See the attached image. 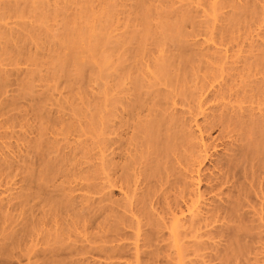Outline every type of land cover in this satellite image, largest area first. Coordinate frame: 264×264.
Segmentation results:
<instances>
[{
	"label": "rangeland",
	"instance_id": "374dc122",
	"mask_svg": "<svg viewBox=\"0 0 264 264\" xmlns=\"http://www.w3.org/2000/svg\"><path fill=\"white\" fill-rule=\"evenodd\" d=\"M205 1H208L206 6H205ZM205 1H203V0H92V1H90V0H84V1L83 0H0V44H1L0 45V76H2L1 78H4L3 75H5L6 79L5 78L4 79L9 82V83L6 82L7 83V85H6L7 89H5V90H6L7 94L5 97H7V100H6L7 103L10 102V105H11V101H12V104H13V105H11L12 107H9L10 111H8V113L11 112V114L10 113H9V115L7 114V118L11 119V120L10 119L8 120L10 122V123H8L9 137L14 136V137L9 138L11 141L8 140L9 141V147L12 146L11 148H9V155L11 154L10 156L13 159H11L10 156L8 159H9V163H11V164L16 161L15 162L16 166H15V164H12V165L9 164L11 167H14V169L12 171L14 172V174L16 173L15 175H17L20 172V169H22V171L20 172L22 174L19 173L20 175L18 174L15 177H12V176H14L13 172L10 173V171H9V173H7L8 175H6V176H9V174L11 175L10 177H8L9 179L4 174L6 171L8 172V170H6L4 172L2 171L4 176H2V174H1L2 172L0 173V175L2 176V177L0 176L1 177L0 178V180H1L0 181V186H1L0 187V193H2V195H4L5 191L13 188L12 184L13 185L15 184L14 189H17L19 187L20 182H18V181H20L19 179H22L23 177H25L27 175V170H25V169L32 160H33L32 161L33 163L35 161L38 162V163L36 162V166H37V164L42 166L44 164V162L46 164V160L50 157L51 154H52L51 158H49L47 161L59 159V158H61V157H59V155L61 156V155L66 154L64 156V157H66L65 158L66 160H64V161H67V163L64 162V164L66 166H68L67 164L70 163V160L68 161V159H70V157L72 156L71 153H73L75 155V157H74L75 160L72 159V157L74 156L73 155L71 157V163L69 165L72 166V169H74L72 173L74 175H76V177L74 176L75 177L73 179L74 183H72V185L75 184L76 180L77 181L80 180V183L76 181L77 185L79 184V186L76 188L78 193H77V191L73 193V195L75 197L78 196V198H76V200L81 201V199H82V201L84 203L85 198H88V199L90 198L88 202L90 203V200L92 199V200H94L95 205H97L98 204L97 200L99 202H101V199L104 198V196H106L105 199H107V200L103 201V199H102V201L104 203L101 202V204L106 203L105 205L109 206V208H106L104 205H102L106 208V211H105V208H102V206H100V207L98 206L99 208L97 210L96 209L95 210L100 211V208H102L105 213L106 212L108 213L109 211H107V209H110V208L112 210L115 209V207H114L115 205L114 206L111 205V204L115 203L117 205L116 209L114 211H112L111 214L113 216L115 215V217H116L117 214L119 215L120 213H122V215H124L128 219V221H129V222H127L128 229L126 230L125 226H123L124 228H122V226H121V230L123 229L127 234L130 233V234H128L129 238L131 237L130 235H132L131 239L134 240L133 236L135 234H137V222L140 220V219H138L139 217L142 216V218H143V215L145 216V214H146V216H145L146 218H143V219L146 220L147 218H149V220L147 219L149 221V222H146L147 224L150 223V219L152 220V218L150 217L151 215L149 216V214H152L153 217L154 216L157 218L159 217L160 219L162 217L163 220L165 218H167L168 215L170 214V212L167 211V212H169L166 215L167 217H165V215L164 216L161 215L160 214L161 212L159 213V210H160L159 208H161V207H158L157 204L159 203L160 197L167 196L168 199L165 200V198H164L165 201L163 200L164 202H162V203H164V205L167 207L170 206V203H171V207H172L173 203H174V205H176L175 202L177 203V201H179V199L177 201H175L177 199L176 196L179 198V195L180 196L183 195V194H179L178 191L175 192L173 190L175 188H176V190H178L177 187L168 190V192L166 193L165 196H163L164 193L161 192L162 190H158L162 194H160V192L157 191L159 193L160 197L158 195H155L153 201L155 200V198H157L158 202H157V199H156V201H154V202H157V204L154 202H150L151 204L152 203H154V204H152L153 205L152 209H150L151 211L149 212V210H147L148 208L145 209V207L144 208L141 207V205H143L144 203L140 204L141 202H138V200L135 198V197H137V198L141 197V194L143 193V189H141L142 183L139 184V182H142V181L139 180V182H136V183H135V181H132V184H134L135 187H137V186L139 187L137 189V188H134L133 185H131L135 189V191L139 190V191H137V193L134 192V189L132 190L133 194L134 193L137 194V196L133 197L134 199L130 196L133 194L130 193L129 191H127L131 186L130 187H129V185L124 186V190H121L119 183H117L115 181L117 176L121 175V174L119 175V173L121 171H116V172H119L117 174H114V172L116 169L120 170V168H118L117 166L121 165L123 163L122 161L125 160L127 154L129 153L128 147L130 146L131 143H129V146L127 147L126 145H128L127 144L128 141L129 142L133 141L132 142V144H133L135 141L132 139L133 137H131V136H134L132 134L135 133V135H137L136 132H138V133L142 132V130L139 132V131H136V129H134V127H135L134 125L136 124L135 120H137L136 126L138 125L139 128H140V125H141V128H143V126H142L143 122L141 123L140 121L144 120V123L146 121L147 126L149 125V122L151 123V122L155 121L156 118L151 119V118H154L155 116L150 117V115H147L148 110L150 111V109H151V111L152 110H153V112L155 111L153 108V106H154L153 102H155L154 107L160 106V108L159 107L155 108L157 110L160 109L158 112H156V113H158L157 115H161L163 113V115L170 116L169 114H171V112H172V115L177 114V116L181 120L178 117L175 118L176 116L173 115L174 116L173 117L171 115L172 118L177 119L176 122H174V124L177 123V125L180 124V126H182L181 123H183V125L186 128L187 127L189 128V129H187L189 131H186V128L182 127V128H185V129H183L184 131H179L180 130V128H179L180 126H179L178 127L179 130L176 129L179 136L181 135L180 133H182L183 136L186 133L188 136V133H189L190 134L189 136H191V133H193V135H194L195 134L194 132H197L198 135H197V133L195 135H197V137H198L199 132H198V128L196 127V122L194 119L196 118L199 121V124H203L204 117L202 115H200V116L198 115L199 118H197L198 116L193 117L194 114L197 115L196 113H194L195 110H193V113H191L192 109L196 108V106H197L196 102L198 100H201V99H198L196 102H194L196 100V98L199 97L198 94L201 93L200 96H202V100H204L207 97V95H209V94L211 95V96L209 95L210 96V102L208 101V103H211V104L207 105L208 104L207 103L206 105L208 107L205 106L207 108L206 113L210 114V115H212V114L216 115L215 112L218 114L221 113V110H222L221 108L225 105H227V107L225 108L226 110L225 109H224V111L222 110V113L225 111H228L227 109H230V107L232 106L233 100L235 98H237V96L234 95L235 97H233L231 95L234 92L240 93L243 90L244 91L247 90L245 94H249L250 98H251V96L253 95V94L252 95L250 94L251 89L257 90L258 88L261 87L260 89H263V91H264V84H262V82L261 83L259 82L261 80L262 81L264 80V60H263L264 59V11H263L264 0H259V1L255 0L256 3H254L255 4L254 6H256V7H254L252 5L253 3L251 4L254 7V8L252 7V9L254 11L251 9V7H250L251 5L249 4L250 5L248 8L249 11L242 12V13L246 14L245 16L237 15V13H240V11L239 12L232 11L233 6H232V8H230V7L227 8V5L228 6H229V4L233 5L231 1H228L229 4H225V6L223 3L222 8L226 7V9L225 8L221 9V7H219L220 12L219 11H211L210 7L208 6V5H210L209 0H205ZM248 1H250L249 3H251V1L253 2L254 0H248ZM85 2H88V4L89 3L92 4V2H93V4L92 5L91 4H89V5L84 4ZM211 2H214V1L211 0ZM244 2H245V0H244ZM242 3L240 2V4H242ZM145 5H146V7L148 6L149 10H151L150 15H151V19H152V21H151L152 22V26H151L152 27V33H151L150 37L148 38L147 42L145 43L143 55H141L140 57L134 58L132 56V54L134 53V51H136L138 44H137V42H135V40L133 38H130V37H133V33L135 31H136L135 33H137V32H140L139 30L142 29V27H141L142 13H140V10L142 11V6H145ZM88 7L93 12H90ZM138 7H139V9H138ZM150 7H151V9H150ZM250 9H251V11H250ZM109 10H111V11H109ZM206 10H208V11H206ZM209 11L211 14L209 13ZM93 13H95V14H93ZM92 15H95V16H92ZM181 16L182 17L184 16V17L182 18ZM190 16H193L192 17L193 19L189 18ZM92 17H94V18H92ZM178 18L180 20H178ZM181 19H183V20H181ZM182 21L184 22V24L182 23ZM69 22H70V25H68ZM177 23H179V24H177ZM175 24L177 25L176 27H178V29H179V26L180 25L182 26V24H183V26L182 27L180 26V27H181L182 31L184 32V33L182 32V34H185L186 37H184L182 35H178V33H179L178 29L176 30L177 32L174 29L171 31L172 27L174 28ZM68 26H71L70 28H72V30L73 29H81L82 27L84 30L85 29L89 30L92 27L91 29H93V30L90 29L91 32H90V30L88 31V36H89V34L92 35L93 33H96L95 35H99V33L101 34V31H100L101 29L105 30L104 32H102V34L105 33V35L107 36V43L104 42L105 46L103 44L101 49H99V53L96 57L89 55L90 58H87V59L84 58V60L81 62L82 64L79 63L82 65V67H79L81 65L76 66L77 64L75 65V63H72V61H69L66 58L68 53H69L68 48H70V46H67L66 38L69 36L68 34H70L72 31V30L70 31V28ZM99 28H100V30H99ZM206 28H207V30H206ZM232 29L234 30L232 32V35L235 32L233 36L229 35L230 32L232 31ZM66 30L69 31L70 33L67 32ZM95 30H96V32H95ZM226 30H228L229 32H226ZM85 31H87V30H85ZM225 33H229V34H225ZM66 35H68V36H66ZM87 37L84 38V40L87 43L85 41H83V42L81 41L80 45L83 48L89 49L88 47L91 45L89 43L91 39L88 40ZM127 39H129V40L127 41ZM181 41L185 42L184 44H185V47L187 46L185 48V49H187V52H185L186 50H184V48H183L184 46L182 45ZM180 42H181V44H180ZM7 43L9 44L8 50H9V52L11 51V53L13 51V53H12L13 55L11 53L9 54V52H8L9 55L7 54L6 56H3L1 50L4 48L5 45L6 46L8 45ZM116 43H118V45H116ZM88 44H89V46H88ZM181 45L183 47H181ZM118 46L120 47V49H118ZM178 48H179V50L182 49L180 51L184 50V52H185L184 55L183 54L179 55L181 52L178 51ZM22 49H23V51H22ZM15 51H17L15 55L17 56V54H18L19 56L14 57ZM130 52H132V53L130 54ZM23 53H24V55H23ZM216 53H218V55ZM185 54L188 55L189 59L187 58V56H186L187 59L185 58ZM181 56L184 57V60L186 59L189 61L188 64H191L190 63V59H191L194 62V63L192 62L193 66H192V64H191V67L187 65L190 70H188L187 69L188 67H187L184 70V72H186V74H184V75H183V72L181 73V71H180L181 68H179L178 71H180V74H178V75L182 74L183 76H181V77L179 76V77L180 78L183 77V78L182 79L179 78L178 80H175L176 82L174 83V85H172L173 87L168 83L170 85V87H172V88H169V85L166 84V82H165V84L161 83L164 80L161 81V79H162L161 77L159 79V75H158L159 69L157 70V68L158 67L160 68L161 67L160 65H162L163 62L165 63L167 61L169 64H171L170 66H167V67L173 66L172 68H168V71H169V69L173 70L170 72L171 73L176 72V76H177L178 72L176 71V69H178V66H176V65L178 64V62H177V64L175 63V61H176L175 57H176V59H178V57L181 58ZM18 57H20V58H18ZM87 57H88V55H87ZM97 57H98L99 61H98ZM20 59H21V61H18ZM34 59H35V61H34ZM101 59H102V61H100ZM170 59L171 60L174 59L175 65H173L174 63L171 62ZM182 59L183 58H181V60ZM259 59H262V61H263L262 64L260 62H257V61H259ZM181 60H180V62H181ZM183 62H185V61H183ZM183 62H181V63H183ZM256 62L258 64L260 63L262 66L260 64L258 66L255 65V64H257ZM168 63H165V65L163 64L164 67L166 66V64L168 65ZM183 64L180 65V63H179V66L184 67L185 64L184 65ZM163 65H162V68H163ZM217 66H219V67H217ZM175 67H177V68H175ZM192 67H194V68H192ZM205 67H206V69H205ZM209 67L211 69L212 68L213 69L211 70V69H209ZM182 71H183V68H182ZM3 72L5 74H3ZM215 73H217V74H215ZM156 74H157V76H156ZM173 74H171V75H173ZM214 75H216V76H214ZM202 78H203V82H202ZM25 85H26V88L23 87ZM28 85L31 87H29ZM257 86H258V88L256 89ZM202 87H204V88L206 87L205 88L206 91ZM228 87H229V90L227 89ZM23 88L26 90H23ZM219 88L222 91L224 90V92L221 91V93H219L220 92ZM230 88L232 90H234V92H232V90H231L232 93L229 92V93H227V95L228 94L231 95L234 99L231 98V96H229L230 97L229 98V97H227L226 94H224V96H226V99H225L224 96L222 95V93L230 91ZM199 89L201 91L204 89L205 93L207 94V95L205 94L206 97L203 96L204 93L202 94V92H200ZM207 89H209L210 91L208 92ZM28 90H31V91L29 92ZM217 90H218V93H217ZM160 91L162 94L164 92L165 93L168 92V95H167L168 97H169L170 93L172 94V96H171L172 100H170V99H169L170 101L167 100L171 104L170 106L168 105L169 104L168 102H166L163 98H161V99H163L164 103H166V104L168 103L167 105L163 104L166 107L168 106V108L170 109V110H168V114L166 112L167 108L165 107L166 109H164L161 106L162 105L161 103H163L161 101V99L159 101L158 98L156 97L157 99L153 100V98L155 99V96H153V95H155L156 93L159 94ZM211 91H213V93H211ZM249 91H250V93H248ZM25 92L28 93L29 95L28 94L26 95ZM237 93H235V94L238 95ZM19 94L22 95V96H20V98H19ZM218 94L221 95V97L220 96L219 97L223 98V100L218 99L219 98V97H217ZM240 94L242 95V93H240ZM241 95H239V97L241 98V100H240V98H239V100L244 101V103L243 102H242L243 104L236 103L238 105L234 104V107L236 106V108L239 109V107H237V106H240V104H241L242 108L243 107L248 108L250 105L251 106L254 105L253 107L256 110H259L260 108H263L262 110H264V105H261L262 103H264V99H262L264 96L263 92H262L263 96L261 97L263 102L260 99V101H261L260 104L256 103L259 101L256 98H255V100L248 98L249 101L251 100L249 102L248 99H246L247 97L245 98L246 99L245 100V99H242V97L244 95L242 97H241ZM249 95H246V96L249 97ZM156 96H158V95H156ZM212 96H214V97H212ZM159 97H161V96H159ZM211 97H212V99H211ZM216 97L219 101H216L217 100ZM2 98H3V96H2ZM14 99H17L19 101L15 100V104H14V101H13ZM137 99H138V102H141V101H139L141 99L142 100L145 99L144 100L145 101V109H144V105L142 107L143 111L141 110L142 108L140 106H137V107L141 108V109L138 108V110L141 112L139 113L137 111L136 115L139 114L138 116L142 120L138 119L139 117H135L136 115L134 114V117L136 119L134 118V121H133V118L131 119V117L133 115H131V114L135 113V111H136L135 109L137 107H134V106L136 105L135 103L137 102L136 101ZM2 100L0 98L1 102H2ZM35 100H37V101H35ZM152 100H153V102H152ZM252 100L255 101V103L257 104V106H258L257 108H255L256 104L252 105ZM144 101H142L141 103H144ZM156 101H157V103L159 101V103L161 105H159V103L157 104ZM215 101H216V103H215ZM246 101H247V103H246ZM1 102H0V104H2ZM39 102H41V103H39ZM42 102H43V104H42ZM213 102H214V104H213ZM37 105L42 106V107L40 106L42 109L41 112L43 111L42 113L38 110L40 107L37 109ZM213 105H216L218 107L219 111L216 110L217 107H215ZM259 105H261V107ZM219 106H221V107H219ZM133 107L135 109H132ZM211 107L215 108V109L213 108L214 112L211 111V109H212ZM234 107L233 108L231 107V108L234 109ZM9 108H8V110H9ZM34 108H35V110H34ZM36 109L39 111V113H38V111H36ZM248 109H250V108H248ZM230 110L228 112L233 111V110L232 111H230ZM34 111H36V112H34ZM236 111H238V110L236 109ZM260 111H261V109H260ZM153 112H151V113H153ZM156 113L154 112L153 114L155 115ZM258 113L260 114V112H258ZM258 113H257V116H259ZM33 114H34V116H33ZM40 114H42V116L44 115L43 117H46V120H45V118H43L44 120H42V118H41L42 116ZM248 114L250 115V112ZM248 114L246 111V114H245L246 117ZM254 114L256 116V112H254ZM157 115H156V117H157ZM232 115H234V114H232ZM249 115H248V117H249ZM38 116H40V117H38ZM13 117L15 118V120ZM129 117L131 120H129ZM145 117L146 118L148 117V118L146 119ZM39 118H41V119H39ZM50 118H51L52 123H54L53 122L54 119H55V121L57 119V121L55 123L59 124L58 121L62 120V122H60V124L61 123L63 124L64 122H65L64 123L65 125L67 124L64 127L61 125V127H63L62 130L63 129L66 130L65 132H63L64 134L62 132H60V125L58 126V124L56 125L54 123L57 127L53 126V128L56 127L55 129H57L58 133L56 132L55 129L51 128L52 126L49 128L50 125H53V124H50V125L48 124L49 120H47V119H50ZM178 119L180 120V123H178ZM248 119H250V118H248ZM254 119H256V118H254ZM186 120H187V122H186ZM188 120H189V122H188ZM38 121L40 124H38ZM46 121H48V122L45 123ZM138 122H140L141 124L139 125ZM44 123H45V126L47 124L46 127L48 129L44 126ZM122 123H124L123 124L124 126L122 125L124 128L121 129L119 127H121ZM127 123H129V128H127L128 126L127 127L125 126ZM36 125H37V127H36ZM39 125L40 126L43 125L40 129L42 130L43 133L46 134L45 135L46 139L43 136L44 134L39 133V132H41V130H38L40 127ZM68 125L70 127H72V128H70V130L66 129V128H69V127H67ZM177 125L175 124L174 126L176 127ZM114 126H115V128H114ZM117 127L119 128V130H117L118 129ZM144 128H146V127L144 126ZM233 128L234 127H230L229 130H233ZM49 129H52V130L49 131ZM112 129L116 130V132L113 131ZM195 129H197V131H195ZM37 130L39 132H37ZM132 130H135L136 132H134ZM117 131H119V133ZM122 131H124V132H122ZM185 131H186V133H185ZM190 131H192V132L190 133ZM238 131H240V130H238ZM1 132H2V130H0V133ZM55 132L57 134L61 133V135H55ZM219 132L221 133L224 131H221L218 128H214V130H212L210 132L212 139L214 138V140H215V138H217L218 135L220 136ZM226 132H230V131H226ZM233 132H235V131H233ZM36 133H37V135L39 133L41 136H43V137H40V139L38 137V139L40 140V141L39 140L38 141L41 142V144L43 142L44 144L46 143V145H47L49 142L48 148L53 147L51 149V151L49 150L50 148L46 152H45V150H43L44 148L47 147L46 145L42 144V146H44L43 149H42V146H39L41 144H38V141L36 139L37 138ZM112 133H117L116 135H118V136L114 137L115 134H112ZM143 133H144V131H143ZM145 133H146V131H145ZM236 133H237V131H236ZM236 133H234V134H236ZM243 133L244 132L242 131V134ZM234 134L232 133L231 135H234ZM21 135H23V136H21ZM112 135H114V136H112ZM144 135L145 134H143V136ZM143 136H141V137H143ZM117 137H118L119 141H118ZM120 137H121V139H120ZM238 137H239V135H237L236 138L234 137L233 140L241 138V137L240 138H238ZM42 138H43V140L41 141ZM115 138L117 139V141H114ZM194 138H196V137H194ZM205 138H206V136H205ZM208 138L209 137H207L206 140L214 141V140L208 139ZM47 139H49L50 141ZM107 139L108 140L113 139L112 141L110 140L112 142L111 143L112 145L114 144V142H115V144H118V142H119V144L122 143L121 145L118 144L119 147L126 144L125 145L126 147L123 146L124 148L123 147L121 148L122 149L121 151L125 155V157L123 156V158H121V156L123 154L120 155V158H119V156L116 157L117 156L116 153H118L120 148L118 147L119 149L116 150L117 152H115V155H116L115 156L113 151H112V150H115V147H112V145L110 146V145L106 144L105 141H107ZM126 139L128 140L127 142H126ZM191 139H192V137H191ZM244 139H245V137H244ZM52 140H53V142H52ZM54 140L57 141L58 143L56 144L54 142ZM138 140H139V138H138ZM192 140H194V139H192ZM196 140H197L196 142L199 141V139H196ZM46 141H48V142H46ZM110 141H107V143L108 142L110 143ZM211 141H209V142L211 143ZM217 141H216V145H220L219 140H217ZM229 141H231V140H229ZM242 141L238 140V144L240 142L243 143ZM0 142H1V140H0ZM82 142H83V145H82ZM84 142H85V144L88 142L89 143L85 145ZM92 142L95 143V145ZM196 142L195 141L191 142V140L189 138L190 146H193V147H191V149L192 150L194 149L195 151L193 152L190 149V147H189V149L191 151H188V149H185V147H183V149H182L183 152H184V149L186 151L184 155L187 154V151L193 152V153L197 152L196 150H197L198 145L196 144ZM10 143H12V144H10ZM80 143H81V145H80ZM139 143H140V140H139ZM194 143L196 144V146L192 145ZM241 143L239 144L240 146L242 145ZM245 143H246V141L244 142V144ZM91 144H93V145H91ZM238 144H236V146ZM50 145H52V146H50ZM139 145H141V144H138L137 150L141 151L140 149L142 147L140 148ZM113 146H116V145H113ZM134 146L137 147L135 144H134ZM55 147H57V149ZM109 147L113 148L112 150L109 149L112 151L110 153H112L113 155L110 153H107V156L103 157L104 155H102V154L104 153L105 150H106V152L107 151L109 152V150L107 149ZM131 147H133V146H130V148ZM135 147H133L132 149H136ZM27 148H30V149H27ZM84 148H85V150H84ZM10 149H11V151H10ZM63 149L65 151H63ZM87 149L89 150V152L87 151ZM123 149H126L127 152H124ZM132 149H130V150L132 151V153L134 155V152L135 151L137 152V150L134 151ZM57 150H58V152H57ZM182 150L180 149V151H182ZM49 151H50V153L48 154L47 152H49ZM86 151L88 154L86 153ZM214 151L215 152L217 151L219 155H222V153L225 152L222 147L216 148ZM214 151H211V152L215 153ZM106 152H105V154H106ZM46 153L49 156L46 155ZM132 153H130V154L132 155ZM178 153H179V151H178ZM178 153H177V157L175 156L177 161L179 160L178 158L182 155L180 153L181 155L179 156ZM27 154H29V156L30 155L32 156V157H30L31 159L29 158L31 160L30 162H27V161H29V159H27V161L25 162V159L28 158V157H26V156H28ZM69 154H71V155H70V157L67 158V156ZM130 154H128V155L131 156ZM196 154H198V153H195V155ZM15 155H17V156H15ZM137 155H138V153H137ZM189 155L190 154H188V156ZM191 155H192V153H191ZM191 155H190V157H191ZM195 155H193V156H195ZM18 156H20V157H18ZM43 156L44 157L46 156L48 158L46 159V157H45L44 158L45 161L43 163H39V162L43 161V160L40 161V158L42 159ZM108 156H110V159H108ZM112 156H115V158ZM84 157H86V159H84ZM101 157L104 158L103 161H106L105 163L101 160ZM106 157H107V159H106ZM195 157H197V156H195ZM32 158H34V159H32ZM175 158H174V160H175ZM0 159H1V155H0ZM81 159H83L85 161H82ZM87 159H88V161H86ZM151 159H154L153 156ZM212 159H214V158H212ZM218 159L219 158L216 156L214 160H218ZM107 161H111L112 163L111 162L108 163ZM177 161L175 160V162H177ZM143 162L144 161L142 160V163ZM148 162H147V164H148ZM102 163L103 164L108 163V164H106V166H104ZM110 163L113 164L114 166L116 163V166L114 167ZM145 164H146V161H145ZM145 164L143 163L141 165L144 166ZM65 165H64V167H65ZM141 165H139V166L142 167ZM10 166H9V168H11ZM38 166H37V168H39ZM70 166H68V169L72 171ZM139 166H136L135 169H136V171L138 170L140 172V170L143 168H140ZM145 166H147V165H145ZM176 166H178V165H176ZM17 167H20V169H17ZM255 167H257V166H255ZM89 168H91V169H89ZM114 168H115V170H113ZM203 168H204L203 171L205 170L206 171L205 174H207V175H209L210 172H213V164H211L210 161L208 162V160L205 161V165H203ZM65 169H66V167H65ZM82 169L84 171H86L85 173H88V170L91 171V172H89V177L93 176L91 180L89 179L87 181V179H88L87 177H85V179L87 178L86 180L84 179V177H82V175H83V174L81 175ZM14 170H17V171L15 172ZM207 170H208V172H207ZM262 170L264 171V168ZM136 171H135V173L138 174L139 172L137 173ZM188 172L189 171H186V173L189 175L190 173H188ZM111 173H112V175H116L115 176L116 178H114L111 175ZM136 174H135V176H136ZM109 175H111V177ZM19 176H22V177L18 178ZM83 176H85V175H83ZM137 177H140L141 180H143V178L141 176H137ZM5 179H6V182H8L10 185L9 184L6 185ZM138 179H137V181H138ZM84 180H85V182H88V183L86 184L84 182ZM189 181H191V180H189ZM112 182L116 183L118 186L117 187H111ZM83 183H85V184H83ZM95 183H97V184H95ZM103 183H105V185ZM16 184H17V187H16ZM80 184H83L84 186L80 185ZM88 184L89 185L92 184L93 188L98 187L99 190L97 191V188H94V190L95 189L96 190L93 191V188L91 187V185H90V187L92 189L91 188L89 189ZM102 184L104 186H100ZM85 185L88 186L89 190L85 191ZM97 185H99L100 187ZM139 185H141V186H139ZM74 186L76 187V184ZM74 186H72V187H74ZM80 186L84 187V189ZM105 186L106 187L108 186L106 189L108 191L107 193L111 192V196L113 199V200H111V198H110L111 204H109V202H107L109 200L108 196H110V195L109 194L106 195L105 190L100 191V188L102 187L104 189ZM79 187L81 188V190L83 189V191L88 193V195L87 194L85 195L86 197L85 196L82 197V195H84L85 192L79 191L80 190ZM132 187H131V189H132ZM143 187L144 186H142V188ZM165 188H167V186L164 187L163 189L165 190ZM125 189H126V191H125ZM190 189L192 190L193 187H191ZM194 189H196V188L194 187ZM49 191H51V189ZM92 191H93V193H95L97 191L98 195H94L93 193H90ZM104 191H105V193H104ZM99 192H100V195H99ZM101 192H103V195H104V196L102 195L103 196L102 198H101ZM173 192H175V194L178 193L179 195L176 194V196H175V194ZM193 192H195V190H193ZM139 193H140V195H139ZM8 194L9 193H7V192L4 196H2L0 194V198H1V196L4 198ZM80 195H81V199H80ZM127 195H129L130 198H132L130 203L128 202V200H126ZM184 196H185V194H184ZM189 197H190V199H192L191 196H189ZM189 197H187V199ZM208 197L209 196H207V198ZM210 197H212V195H210ZM99 198H101V199L99 200ZM181 198H182V196H181ZM162 199L163 198H161L160 200L162 201ZM76 200L74 199L75 202H76ZM167 200L170 201V202H168L169 203L168 205H167ZM112 201H115V202L113 203ZM181 201H183V199ZM188 201H189V199H188ZM71 202H73V201H71ZM148 202H149V200H148ZM165 202H166V204H165ZM93 203L90 205L93 206L94 205ZM128 203L130 204L131 209H130ZM145 203H147V202H145ZM162 203H159V204H161V206H162ZM180 203H182V202H180ZM70 204H73L75 206L72 208L83 207L82 203H78V202H77V204L74 202L70 203ZM133 204H135L137 206L140 205L141 208H138ZM149 204L147 203L146 205H149ZM98 205H100V204H98ZM154 205H155V207H154ZM147 207H149V206H147ZM156 207L158 208V213H159L158 215H160L161 217L157 216V214H156L157 212L153 214V210L155 212ZM163 207L164 206H162V208ZM174 207H176V206H173V209H174ZM181 207L183 209L186 208L184 204ZM165 208H163V210ZM177 208H180V207L177 206ZM93 209L91 208V210H93ZM119 209H120V211H119ZM173 209H172V211H174L176 213L177 210L176 209L173 210ZM80 210H82V208L81 209L79 208L78 212ZM133 210H136V211H133ZM167 210H170V209L167 208ZM71 211L73 213L74 212L78 213V212H76L77 210L75 211V209H74V211L73 210H71ZM96 211L93 210L92 212H94V213H92V214H95L96 218H97V216L99 217V213H96ZM103 211L101 212L102 214H103ZM145 211H146V213H145ZM88 212H90V211H87V213ZM134 212H138V213H134ZM174 212L173 213L171 212V214H170L171 216H169L170 218L172 217L173 214H175ZM101 213H100V216H102ZM105 213L103 215L106 218H103V220L107 219V217L109 216V215L106 216L107 213L106 214ZM163 213L165 214L166 210H164V212H162V214ZM138 214H142V215L139 216ZM155 217L153 219H155V221L160 222V224H161L162 220H159V218L156 220ZM163 217H165V218H163ZM69 218L71 219V217H69ZM112 218L116 219V218L111 216L110 217L111 221L110 220H108V221L106 220V221L108 223L110 222L111 224H113ZM66 219H68V218H66ZM70 219L68 221H70ZM101 219H102V217L98 218V220H100L99 221L100 223L103 221ZM168 220L166 219V222ZM170 220L168 221L169 223L171 222ZM99 222L95 223V225H93V226H90V227L87 226L86 228H83L82 225H81V227H80V225H77V227L79 226L78 229L79 228L81 229L80 231L78 230V233H76L77 230H75L77 227L74 229L71 228L72 231H74V233L76 235V236H74V233L72 232L73 233V235H71L72 239H74V237H77V234H78L79 238H80V235H81V237H83L84 234L86 236H88L89 233H90V236L92 235L93 238H95L94 236H96L95 233L100 232L101 234H104L102 232L103 231L105 232V230L108 229L106 227L107 223H104L106 228L102 227V230H101V226H100ZM143 222L145 223L144 220H143ZM144 223H143V228L140 231L141 235H144V232L146 233V231H150V229H151V227L148 226L150 224H148L147 226H144L146 224V223L145 224ZM104 224H103V226H104ZM114 224H115V222H114ZM162 224H163V221H162ZM8 225H10V221H8L6 226H8ZM109 226H111V225L109 224ZM141 226L142 225L140 224V227ZM11 227L12 228L15 227V224L12 225ZM162 227H163L162 228L163 230L165 229V231H164L165 233L163 232V230L160 227V229L158 231L159 234H157V237L160 234H162L163 237L159 236L160 240L165 239L168 241L167 242L164 241L165 242L164 243V242H162L163 241L162 240L161 241L162 245H163V243L166 244L165 246H162V245H160L161 242H159L157 239L159 244L156 243V244H158V246H157L158 248L155 247L156 248L155 250H157L161 247L162 248L166 247L167 251H168L167 255H169V254L171 255V253H172V255H171L172 257H170V258L172 259L173 262L171 261V259H168V258H167L168 260H166L167 255L166 254L162 255V252L160 255H162L163 257H165V256L166 257L162 258L159 255L162 259L161 258L159 259L158 257H157V259L159 261L161 260L160 264H177L176 263L177 259L174 260L175 257L177 258V255L175 253L176 251H174V250H176V248L175 249L172 248V246H173L172 239H170L169 235H167V233H170V231L168 229V231L166 232L167 229L164 226H162ZM145 228L146 229L149 228V230H146ZM19 229H20L19 227L16 228V230H19ZM103 229H105V230H103ZM143 229H144V231H143ZM36 230H37V228H36ZM80 232L84 233V234H81ZM37 233L38 232H36V234ZM122 234H124V233H122ZM127 234H126V236H127ZM38 235H35V237H37ZM104 235H111V234L105 233ZM90 236L87 237L88 240L91 239ZM263 236H264V234L260 233V237H263ZM43 238L44 237H41V234L38 236V240L43 239ZM85 238L84 237L81 238L82 241H86ZM189 238H191L190 235H189ZM189 238L185 237L182 240L183 242H186V246L189 243L191 245L192 244L191 242H193V241L195 242V238H194V240H186ZM76 239L79 241L81 240L78 238H76ZM138 239L140 241L143 240L142 238H141L142 239L141 240L140 237ZM260 239H257V241L255 240L254 242H250L252 245H256L255 242L257 243V245H256L257 251H261L260 247H261L262 243L258 244L259 243L258 241H260ZM263 239H264V237L262 238V240L260 242H263ZM36 240H37V238H36ZM36 240H35V242H36ZM75 240L74 241L71 240V242L73 241V242L77 243V240L76 241ZM133 240H130V241L128 240V242H127L128 246L129 245L134 246V243L137 241L134 240L135 242H133ZM204 240L206 241V239H203V241ZM210 240L208 238V241H207L208 245L206 246L207 247V253L204 250V253L202 251L203 254H200L201 256L199 255V252H198V254L196 253L198 255V256H196V254H194V251L190 250V245H189L188 246L189 248L186 249V253L183 252V262H184L183 264H191V262H192V264H194V263L202 264L201 261H203V260H201L200 257H203L204 261H206V262L208 261V259L212 261V262L209 261L210 263L205 262V264H222L221 263V262H223V261H221L222 257L219 260L218 258H220V257L218 256V254H216V252L218 251V253H220V255H222L221 251L223 248H225L224 242H226V241H223V244H222L221 243L222 241L220 242L218 240L222 244L221 249H219L221 251L219 252V250L216 251V249H213V247L216 248L219 246L217 243L218 241L214 240L215 243L213 244V243H210ZM42 241L39 242L40 244L37 243L40 245V249L38 247V250H41V244L44 245L47 242V239H46L44 244H43L44 241L43 242ZM82 241H81V243H82ZM140 241L137 242V244L142 246L143 241L141 243H140ZM211 241H213V240H211ZM68 242L71 243L69 239H68ZM201 242H202V240H201ZM28 243H29L28 246H30V244H31L30 241ZM250 243H247V245L249 244L248 245L249 247H250ZM211 244L214 245V246L212 245L213 247H211L212 251L209 250ZM215 244H217L218 246H215ZM221 244H220V246H221ZM263 244H264V242H263ZM32 245L33 244H31V246ZM80 245H82V244H80ZM88 245H89V243H88ZM252 245H251L252 248L251 247L250 248L252 250L253 249L256 250V247L252 246ZM46 246H47V243L44 247L47 248ZM133 246H129L130 250H132V251H131V254H127L126 258L128 257V255H130L129 257L132 256V258H134V260H135V257H133V255L135 254V253H133V250H134V249H132ZM167 246H171V249H169L170 247L168 248ZM220 246H219V248H220ZM26 247H27V244H26ZM135 247H133V248H135ZM153 247H150V248H152V251L154 250ZM228 247H229V244H228ZM231 247H233V246H231ZM253 247H255V248H253ZM262 247H263L262 249L264 251V246H262ZM166 248H164V249H166ZM258 248L260 250H258ZM145 249H146V247H145ZM193 249H194V247H193ZM251 249H250V251H251ZM19 250L18 249L15 250V253L19 254L20 253V252L18 253ZM143 250H144V248H143ZM146 250H148V249H146ZM149 250L151 251V249H149ZM247 250H249V249L247 248ZM247 250H245V251H247ZM255 250H254V252L251 251L253 253V254H251L252 257L250 256V251H249V254H246L248 251L246 253L244 251L243 252L244 254L241 253L242 256L241 255L237 256V258H236L237 260L235 258L231 259L232 261L229 260V262H230L229 264H247V263L254 264V262L257 261L256 260L257 258L258 259L261 258L262 260H264V258H262V256L264 255V252L262 251V255H260L261 252L258 253ZM164 251H166V250H164ZM183 251H185V248L183 249ZM229 251H231V249H229ZM128 252H130V251L128 250ZM211 252H215V253H211ZM15 253H14V255H16ZM173 253L175 254V256ZM255 253H258V254H256V258H254ZM205 254H208L212 258L210 259V257H208V255L206 256ZM245 254H246V256H245ZM97 255L98 254L94 255L95 257H92L93 259H90V261H92L91 263L96 262V261H97V263H99V261H100V263L105 262L104 260L102 261L103 258L100 260V257H101L100 255H98V256ZM141 255H143V254H141ZM146 255L144 254V256H142V258L143 257L144 258L140 259L141 261L139 260V262H142V264L143 263L145 264V262L147 264H151L152 262L153 263L157 262L159 264V261H157L156 257L153 258V259H156V261L152 260V262H150L151 257L149 255H148V257H145ZM202 255H204V256H202ZM216 255L218 256V258L216 257ZM257 255H259V257H257ZM86 257L88 258V256H86ZM129 257L125 260L126 261L128 260L130 262L132 260V262H134L133 259L132 258L129 259ZM97 258H99V259H97ZM148 258H150V259H148ZM253 258L255 261L253 260ZM146 259H148L149 262ZM234 259L236 261H234ZM12 260H14V261H12V262L9 261L10 264L11 263L12 264H18L17 259H12ZM142 260L145 262H143ZM169 261H170V263H169ZM204 261H203V263H204ZM125 262H123V263H125ZM225 262L228 264L227 261H225ZM261 262L262 261L260 260L259 264H261ZM23 264H27L26 260H24ZM135 264H136V261H135ZM223 264H225V263H223ZM255 264H258V262L257 263L255 262ZM262 264H263V262H262Z\"/></svg>",
	"mask_w": 264,
	"mask_h": 264
},
{
	"label": "bare ground",
	"instance_id": "6f19581e",
	"mask_svg": "<svg viewBox=\"0 0 264 264\" xmlns=\"http://www.w3.org/2000/svg\"><path fill=\"white\" fill-rule=\"evenodd\" d=\"M90 1H92V0H90ZM203 1H205V0H203ZM212 1H214V2H211V0H209L210 5H208L210 7V10L211 11H219L220 12V10H219L220 8L219 7H221V9H223V8L226 9V7H223L222 8L223 3H224V6H225V4H229L228 1H231L233 5H230L229 4V6L227 5V8H229V7L232 8V6H233V10L232 11H237V12L240 11V13H237V15H240V16L241 15L242 16H245L246 14H244L242 12L249 11V9H248L249 6L252 3H253L252 5L254 6L255 5L254 3H256L255 0L253 2L251 1V3H249L250 1H248V0H245V2H244V0L243 1L242 0H237V1L236 0H233V1L232 0H212ZM88 2H85L84 4H88ZM207 2L208 1H205V6H206ZM240 2L241 3L243 2L244 4L243 3L240 4ZM89 4H91V3H89ZM92 4H93V2H92ZM252 5L250 6L251 9L253 7ZM254 7H256V6H254ZM147 8H148V6L146 7V5H145V6H142V11L140 10V13H142V20H141V27H142V29L139 30L140 32H137V33H135L136 32L135 31L133 33V37H130V38H133L135 40V42H137V44H138L136 51H134V53L132 54V56L134 58H137V57H140L141 55H143L145 43L147 42L148 38L150 37V35L152 33V27H151L152 26V22H151L152 19H151V15H150V11L151 10H149V8L148 9ZM88 9H89V7H88ZM138 9H139V7H138ZM150 9H151V7H150ZM251 9H250V11H251ZM109 11H111V10H109ZM206 11H208V10H206ZM263 11H264V9H263ZM90 12H93V11L90 10ZM209 13H210V11H209ZM93 14H95V13H93ZM92 16H95V15H92ZM192 17L193 16H190L189 18H192ZM92 18H94V17H92ZM178 20H180V19L178 18ZM181 20H183V19H181ZM182 23L184 24L183 21H182ZM177 24H179V23H177ZM183 24H182V26H183ZM68 25H70V22L68 23ZM176 26L177 25L175 24L174 28L173 27H172V29L170 28L171 31L173 29L176 31L178 29V27H176ZM180 26H179V29H178L179 30L178 35H182V36L186 37L185 34H182V32H183L182 29H181L182 26L181 27ZM68 27L70 28L71 26H68ZM71 30H72V28H70V31ZM85 30H87V31H85ZM85 30L83 29V27L81 29H73L71 31V33L66 30L67 32L70 33V34H68L69 36L66 35V36H68L67 37L68 39L66 38V40H67L66 41L67 46H70V48H68L69 49L68 50L69 53H68V55H67L66 58L69 61H72V63H75V65L77 64L76 66L81 65L82 64L81 62L84 60V58H86V59L87 58H90L89 55L96 57L98 55V53H99V49H101V47L103 46L104 42L107 43V36L105 35V33L102 34V32H104L105 30H103V29L100 30V28H99V30L101 31V34L99 33V35H95L96 33H93L92 35L89 34V36H88V31L89 30L88 29H85ZM91 30H93V29H91ZM91 30H90V32H91ZM206 30H207V28H206ZM233 31L234 30L232 29V31L230 32V34L229 33H225V34H229V35L233 36L234 33H235L234 32L233 35H232V32ZM95 32H96V30H95ZM226 32H229V31L226 30ZM86 37L88 38V40L91 39L90 42H89L91 45L89 46V44H88V46H89L88 48L89 49L83 48L80 45L81 41L82 42L85 41L84 38H86ZM128 40L129 39H127V41ZM181 42H180V44H181ZM184 43L185 42H182V45L184 47L182 45H181V47H183L184 50H186L185 52H187V49H185L187 46L185 47V44ZM116 45H118V43H116ZM8 46H9V44L7 46L5 45L4 48L1 50L3 56H6L8 54V52H9V50H8L9 47ZM104 46H105V44H104ZM119 46H118V49H120ZM180 50H182V49H180ZM180 50L178 48V51L181 52L179 55H182V54L184 55V53H185L184 50L183 51H180ZM22 51H23V49H22ZM16 52L17 51H15L14 55L16 54ZM10 53H11V51L9 52V54ZM12 53H13V51H12ZM24 53H23V55H24ZM131 53L132 52H130V54ZM216 54L218 55V53H216ZM87 55H88V57H87ZM17 56H19V55L17 54ZM17 56L15 55L14 57H17ZM186 56L188 58V55L187 54H185V58H186ZM179 57H178V59H176V57H175V60H176L175 63L177 64V62H178V64L176 65V66H178V69H176V71L178 72L177 73V76H176V72L175 73L173 72L174 74L170 72V71H173V70L169 69V71H168V68H172L173 66L167 67V66H170L171 65L167 61L165 62V63H168V65L166 64V66H165L167 69L164 67V65H165L164 62H163L164 65L162 64L163 65V68H162V65H160L161 66L160 67L161 69L159 67L157 68V70L159 69L158 70L159 73L157 72L158 75H159V79L161 77L162 78L161 81L164 80V81L161 82L162 84H165V82H166V84L169 83L171 86L174 85V83L176 82L175 80H178L181 76H183L184 74H186V72H184V70L188 66L191 67V64L193 66V63L194 62L191 59H190V63L191 64H188L189 61L186 60L187 58L184 60V57L181 56V58H183L182 59L183 61H185V62L187 61L185 63ZM18 58H20V57H18ZM97 59H98V57H97ZM172 60L170 59V61L174 63V59H172ZM180 60L185 65L183 63H181ZM18 61H21V59L18 60ZM34 61H35V59H34ZM98 61H99V59H98ZM100 61H102V59ZM257 62H260L262 64L263 61H262V59H259V61H257ZM79 63H81V64H79ZM175 63L173 65H175ZM179 63H180V65L183 64L184 67L183 66L182 67L179 66ZM259 64L257 63L255 65L258 66ZM79 67H82V65L79 66ZM210 67H209V69H211ZM217 67H219V66H217ZM175 68H177V67H175ZM179 68H181L180 71H181V73L183 72V75L182 74L181 75H178V74H180V71H178ZM182 68H183V71H182ZM192 68H194V67H192ZM187 69L190 70L189 67ZM205 69H206V67H205ZM3 74H5V73L3 72ZM171 74H173V75H171ZM215 74H217V73H215ZM156 76H157V74H156ZM214 76H216V75H214ZM1 77L2 76H0V78ZM3 77L6 79L5 75H3ZM4 78H1L0 79V98H1V100L4 98L2 100V102L0 101L2 103V104H0V106L2 105L0 107V117L2 118V119L0 118V130H2V132L0 133V140H1V142H0V155H1V159H0V173L2 171L4 172V171L8 170V172L6 171L4 173L5 176H6V175H8L7 173H9V171L11 173V172H13L12 170L14 169V167H11L9 165L11 163H9V159H8L9 156L11 155V154L9 155V148L12 147V146L9 147V141L8 140H10L9 139L10 137H14V136H10L9 137V133H8V129H9L8 123H10L8 120L10 118H7V114L8 115H9V113L11 114V112L8 113V111H10V108L9 107H12L11 105H13V104H12V101H11V105H10V102L7 103V101H6L7 100V97H5V96H6L7 92H6L5 89H7V87H6L7 83L6 82H8V81L5 80ZM182 78H180V79H182ZM202 82H203V78H202ZM259 82L260 83L262 82V84H264L263 83L264 80L263 81L261 80ZM26 85L23 86V87L26 88ZM170 85H169V88H172L173 86L170 87ZM29 87H31V86H29ZM202 88H204V87H202ZM257 88H258V86L256 87V89ZM260 88H258L259 90L258 89L257 90L251 89V93H250V91L248 92L251 95L253 94L251 96V98H250V95L249 94H245L247 90L246 91L243 90L242 92H240V93H242V95H241L240 93L234 92V90H232L231 88H230V91H228L229 90V87L227 88L228 89L227 90L228 92L222 93V95L224 96V94L227 95V93H229V92L230 93L234 92L231 95L233 97L237 96V98H235V99L231 95H229V94L227 95V97L231 96V98L234 99L233 102H232V106H231L232 108L234 107V104H236V103H238V104L239 103H241V104L244 103V101H240L241 98L239 97V95H241V97L244 95L242 97V99H245L247 97L246 99L249 98V99L255 100V98H256V99L259 100V101L257 100L258 102H256V103L257 104L258 103L260 104L261 101L263 102L262 99H264V96L262 95V92L264 94V91H263V89H260ZM204 89L202 91L199 89L200 92H202V94L204 93L203 96H205V94H206L205 93L206 89H205V91H204ZM23 90H26V89L23 88ZM207 90H208V92L210 91L209 89H207ZM231 90H232V92H231ZM28 91L30 92L31 90H28ZM219 91H220L219 93H221L222 90L220 89ZM222 92H224V90ZM164 93L162 94L161 91L159 93L160 95L158 93H156L155 95H153V96H155V99L153 98V100H156L158 98V100L160 101V99L163 98L166 102L169 103V101L172 100V97H171L172 94L170 93L169 94V97H168L167 96L168 95V92H166L167 94L166 93L164 94ZM211 93H213V91H211ZM217 93H218V90H217ZM235 93H237L238 95H236ZM27 94L28 93H26V95ZM200 94H198L200 98L199 97L196 98V100L194 102H196L198 99H201V100H198L196 102L197 103V106H196V108L192 109V112H191V113H193V110H195L194 113L197 114V115L194 114L193 117H197L198 115L199 116L202 115L204 117L203 124H199V121L196 118L194 119L195 122H196V127L198 128V132H199V136L198 137H197L198 133L197 132H194V131L193 132L195 134L197 133V135L194 134L195 135L194 136L193 133H191L192 131H190L191 136H189L190 135L189 133H188V136H187L186 131H189V130H187L189 128L188 127L186 128L183 125V123H181L182 126H180V124L177 125V123H175L177 126L176 127L174 126L175 125L174 122H176V120H177L175 118L178 117L177 114H175V115L173 114L174 116H176L175 118H172L171 117L172 112H171V114H169L170 116L163 115V113L161 115H157L158 113H156V112H158L160 109L157 110L155 108H158V107L160 108V106L154 107L155 106V102H153V100H152L153 105H154L153 108H154V110H155L154 112L156 114L154 115L153 114L154 113L153 110L151 111V109H150V111L148 110L147 115H150V117H154L155 116L154 118H151V119H155L156 118V120L153 121V122H151V123L147 120L149 122V125L147 126L146 125V121H145V123H144V120L143 121H140L142 119H140V117L138 116L139 114L136 115L137 111L139 113L141 112V111L138 110V108H140V107L142 108L143 105H144V109H145V101H144L145 99L139 100L141 102L144 101V103L138 102V99H137L136 100L137 102L135 103L136 105L134 107H137V106H140V107H137L136 109L134 107L132 108V109H135L136 111H135V113L131 114V115H133L131 117V119L133 118V121H134V118L135 117H139L138 118V119H140L139 121L141 123L143 122L145 125L142 123L143 128H141V125H140L141 123L138 122V124L140 125V128H139L138 125L136 126L137 120H135L136 121L135 122L136 124L134 125L135 126L134 129H136V131H139V132L142 130V132H140V133L136 132L135 130H132V131H134V132L137 133V135H135V133L132 134L135 137L134 136H131V137H133L132 139L135 142L132 144L133 141L132 142L131 141L129 142L126 139V142L128 141V143H127L128 145L124 144L121 147H119V145H121L122 143L119 144V142H118V144H119L118 145V144H115V142H114V141H117L118 137H117V139L115 138V140L113 141L114 142L113 145H116V146H113L111 144L112 143L111 141L114 138L113 139H109V140L107 139V141H110L111 140L110 143L109 142L107 143V141H105L106 144H108L110 146L112 145V147H115V150H112L113 149L112 147L107 148L108 150L111 149L113 151L114 155H115V152H117L116 150H118L120 148L119 151H118V153H116L117 156L115 155L116 157L119 156V158H120V155L123 154L122 151H121L122 150L121 148L123 146L126 145L128 147L129 146V143H131L130 146L135 147L134 144L137 146V147H135L136 149H132L133 147L130 148V146L128 147L129 149L127 148L128 151H129L128 154H130V153H132V151L130 149H132V150L135 151L138 148V144H141V145H139L140 148L142 147L140 149L141 151H138L137 150V152L135 151L136 153L134 152V155H133V153H132V155L130 154L131 156H129L127 154L128 157L126 156V158H125L124 161L121 160L123 163L121 165H118L117 164L118 165L117 167L120 168V170L119 169L118 170L117 169L115 170V168L113 169V170H115V172L116 171H121L120 173L119 172H116V173L114 172V174H117V173H119V175L121 174L120 176H117V178H116L115 177L116 175H112V173H111V175L114 178H116L115 181L117 183H119V186H120L121 190H124V186H128V185H129V187L131 185L134 186V184H132V181H135V183L136 182H139V180L142 181V182H139V184L142 183L141 185L144 186V187L142 188V186L139 185V186H141V189H143V193L141 194V197H138L139 199L137 197H135V196H137L136 193L139 190H136L135 191V189H134V188H137L138 189L139 188L138 186L137 187L134 186V188L131 186L132 189L130 187L127 190V191H129L130 193L133 194V191L132 190L134 189V192H136V193H134L133 195H130V196L132 198L135 197L138 200V202H141L140 204L144 203L143 205H141V207H143V208L145 207V209L148 208L147 210H149V212H150L151 211L150 209H152V206H153L152 204H154V203L157 204V202H158V199L157 198H155V200H154V201H156V199H157V202H154L153 201L155 195H158L160 197V195L158 193L160 191H158V190H162L161 192L164 193L163 196H165L166 193L168 192V190L177 187L178 190H176V188L173 189V190L175 192L178 191L179 194H183V195H181L182 196V198H181V196L178 193H176V194L179 195V198H178L176 196L175 192H173L175 194L176 198H177L175 201H177L178 199H179V201H177V203L174 201L176 205H174V203H173L172 207H171V203H170V206H168V207L165 206L164 203H162L166 199H168L167 196L160 197L159 198V203H162V206H164L163 208L166 207L164 209V210H166V213L165 214L164 213L162 214V212H164V210H163L161 204L158 203L160 206L158 204H157V206L158 207H161V208H159L160 209L159 210V213L161 212L160 214L163 215V216L165 215V217H167L166 216L167 213L170 212V214H171V212L172 213L174 212V211H172L173 206H176V207H174V209H176L177 206L180 207V208H177L176 209L177 212L176 213L174 212L175 214L172 215V217H171L172 219L169 217V216H171L170 214L168 215L167 218L163 217V218H165L164 219L165 221L162 219V217L160 215H158L159 214L158 213V208L156 207V209H155L156 211L154 212V210H153V214L157 212L156 214H157V216H160L161 217V219L159 217L158 218H159V220H162L163 221V224H162V221H161V224H160V222L155 221V219H153L155 216L153 217L152 214H149V216L151 215L150 217L152 218V220L150 219V223H148L150 225H148L146 222H149L148 221L149 218H147L148 220L147 219L146 220L143 219V218H146L145 217L146 214H145V216L143 215V218L141 216L142 214H138L141 217H139V218L137 217V218L140 219L142 222L140 220L137 222V234H135L136 236L134 235L133 238L137 242L140 241L138 239L139 237H140V239L142 238L143 240L142 239L141 240L143 242L140 241V243L141 242L143 243L142 246L138 245L137 242H135L133 239H131L132 238V235H130L131 236L130 238L128 237V234H130V233L127 234L123 229L121 230V226H122V228H124L123 226H125L126 227L125 228L126 230L128 229V227H127V222H129L128 219L124 215H122V213H120V212H119L120 214L119 215L117 214L118 216L116 215V217H115V215L113 216L111 214L112 211H114L116 209V206L117 205L114 203L115 201H112L114 204H111L110 198H111V200H113V199H112V196H111V192L110 193H107L108 191L106 189H107L108 186L107 187L105 186L104 189L102 187H101L102 189L100 188V191L101 190L102 191L105 190L106 191V195L109 194L111 196V197L108 196L109 197V200L107 202H109V204H111L113 206L115 205L114 206L115 207L114 210H112L111 208L110 209H107V211H109L108 213L106 212L107 214L102 209V208H105V207L106 208H109V206H106L105 205L106 203L103 204L104 203L103 201H106L107 200V199H105L106 196L103 195V192H101V198L104 196V198H102L103 201H102L101 198H99V200L101 199V202H103V203L101 204V202H99L96 199L97 202H98V204H100V205H98L97 203H96L97 205H95V202L92 199L91 200L94 203L91 200H90V203H89L88 201H89L90 198L89 199L88 198H85L84 199V203H83V201L81 199V195H80L81 201L80 200H76V198H78V196L75 197L73 195V193L77 191L76 188L79 186V184L77 185V182L80 183V180H78V181L76 180L77 182L75 181L76 187L74 186L75 184L72 185V183H74L73 179L76 177V175H74L72 173L74 169H72V166L69 165L71 163V157L74 155L73 153H71L72 154L71 157H70L71 154H69L67 156V158L70 157V159H68V161L70 160V163L68 162L69 164H67V165L71 167L72 171L69 170L68 169V166H66L64 164V162L67 163V161H64V160H66L65 159L66 157H64L66 154L65 155H61V156L59 155V157H61V158L52 160L53 162L52 161H47L49 158H51V155L52 154L50 155L49 158L45 156L46 159L48 158L46 160V164L44 162L45 161L44 160L45 157L43 156L42 159L40 158V161L41 160H43V161H41L39 163H43L44 162V164H43L44 166L43 165L41 166V165L37 164V166L39 165L38 166L39 168H37V166H36V162L37 161H35L33 163L32 162L33 160L32 161L30 160L31 159L30 157H32V156L31 155L29 156V154H27L28 156H26V157H28V158L25 157L26 158L25 159V162L29 158L30 159L27 162H30V161L31 162L28 164V166L25 169V170H27V175L25 177H23L22 179H19L20 181H18V182H20L19 187L17 189H14L15 184L14 185L12 184L13 188H11V189L8 188L10 191L7 190V191L4 192L5 194H6V192L9 193L4 198L2 196H4L5 194L3 193L4 195H2V193H0L2 195L1 198H0V264H7L9 261L10 262L14 261L12 259H17L18 260L17 261L18 264H23L24 260H26L27 264H131V263L132 264L133 263L135 264V261H136V264H142V262H139V260L144 258V257L142 258V256H144V254L145 255L147 254L145 257H148V255H149L151 257L150 262H152V260H155L156 261L157 257L159 259L161 257L162 258H165L166 256L163 257L162 255H165V254L167 255V252H168L166 247H163V248L161 247V248L155 250L156 248H158L157 247L158 244H159L158 241L159 242H161L162 240H163L162 242H164V241L167 242L168 241V240H165V239H161L160 240V237L162 236V234L159 235L160 237L158 236L159 238L157 237V234H159L158 231H159L160 227H161V229L163 228L162 226H164L167 229L166 232L168 231V229L170 231V233H167V235H169V238L172 239V242H173L172 248H174V249L176 248V250H174V251H176L175 253L177 255V258L175 257L174 260L177 259V261H176L177 264H183L184 263L183 262V252L186 253V249L189 248L188 246L190 245V243L186 246V242H183L182 240L185 237H188L189 238V235L191 236V238L186 239V240H194V238H195V242L194 241L191 242L192 244L190 245V250H193L194 251V254H196V253L198 254V252H199V255L200 254H203L204 253V250L207 253V247L206 246L208 245V242H207L208 241V238H209V240L210 239L213 240V241L210 240V243H213V244L215 243L214 240H216V241L219 240L220 242L222 241L221 242L222 244H223V241H226V242H224L225 243L224 244L225 248L222 249L223 252L221 250H219L222 247V244L219 241L217 243H218L219 246L221 244L220 248H219V246L217 244H215V246H218L216 248L213 247L214 246L213 244H211V246L209 245L210 248L208 247L210 251H212L211 250L212 249L211 247H213V249H216V251L217 250H219V252L221 251V254L222 255H220V253H218V251L216 252V254H218V256L220 258H218L217 255H216V257L219 260L222 257L221 261H223V262L220 261L222 264L223 263L227 264L225 261H227L228 264H229L230 263L229 260H231L233 258L236 259L237 256L241 255V253L244 254L243 252L245 250H247V248L249 250H247L248 252L245 251V253L247 252L246 254H249V251L252 248L251 247L252 244L250 242H254L255 240L257 241V239H260V238H261L260 239V241H261L262 238L264 237V236L263 237H260V233L261 234L262 233L264 234V230H263L264 229V171L262 170L264 168V110H262L263 108H260L261 111H260L259 108H258L259 110L254 109V107H253L254 105L253 104H256V103H255V101L252 100V105L253 106H251L250 105L251 103H250L249 105L251 107L250 106L248 107L250 109L244 108V107L242 108V106L240 104L241 107L240 106H237V107H239V109L236 108V106L234 107V109H232L230 107L231 110L230 109H227V110L228 111L229 110L230 111L233 110L232 112L225 111V112L222 113V110L224 111V109L227 107V105H225V106H223L221 108L222 110L220 109L221 110V113L218 114V113L215 112L216 115H214V114L210 115V114H207L206 113L207 108L205 106L211 104V103H208V101L210 102V96L211 95L209 94L210 95L209 96V95L206 94L207 97L205 96L206 98L204 100H202V96H200ZM156 95H158V96H156ZM246 95H249V97L246 96ZM2 96H3V98H2ZM20 96H22V95L19 94V98H20ZM159 96H161V97H159ZM214 96H212V97H214ZM219 96L221 97V95L218 94L217 97H219ZM262 96H263V98L261 99ZM212 97H211V99H212ZM217 97H216V99H217ZM220 97L218 99L219 100L220 99L223 100V98H220ZM224 98L226 99V96H224ZM239 98H240V100H239ZM163 99H161V101L163 102V103H161L162 105L159 103V101H158V103L164 109L167 108V111L166 112L168 114V110H170V109L168 108V106L166 107V106L163 105V104H165V105L168 104V103L167 104L164 103ZM218 99L216 101H219ZM249 99H248V101H249ZM260 99H261V101H260ZM15 100H17V99H14L13 100L14 101V104H15ZM167 100H169V101H167ZM17 101H19V100H17ZM35 101H37V100H35ZM216 101H215V103H216ZM39 103H41V102H39ZM137 103L138 104L140 103V104L138 105ZM156 103H157V101H156ZM246 103H247V101H246ZM42 104H43V102H42ZM213 104H214V102H213ZM238 104H236V105H238ZM257 104L255 105L256 106L255 108L258 107ZM168 105L170 106L171 104L169 103ZM261 105H264V103H262ZM261 105H259V106L261 107ZM40 106L37 105V109ZM213 106L217 107L216 105H213ZM41 107L38 109L40 112L42 110ZM219 107H221V106H219ZM8 108H9V110H8ZM213 108L211 109L212 112H214V109H215V108L214 109ZM37 109H36V111H38ZM236 109L238 111H236ZM34 110H35V108H34ZM141 110L143 111V108ZM216 110L219 111L218 107L216 108ZM36 111H34V112H36ZM39 111H38V113H39ZM246 111H247V114L250 112V115L248 114L249 117L247 115V117L250 118V119H248L246 117V115H245L246 114ZM253 111L256 112V116H255V114H254ZM151 112H153V113H151ZM258 112H260V114ZM257 113H258L259 116H257ZM134 114L136 115L135 117H134ZM232 114H234L235 116L232 115ZM40 115L42 116V114H40ZM156 115H157V117L158 116L159 117L157 118ZM33 116H34V114H33ZM43 116L41 117L42 120H44L43 118H45V120H46V117H43ZM199 116L197 118H199ZM38 117H40V116H38ZM41 118H39V119H41ZM254 118H256V119H254ZM131 119L129 117V120H131ZM179 119H178V123H180V120H181V119L180 120ZM14 120H15V118H14ZM47 120H49V123H48L49 125L50 124H53V125H50L49 128L51 126H52L51 127L52 129H55L57 127L56 125L58 123H55L57 121V119H56V121H55V119L53 121L56 125L54 123H52L51 118L50 119H47ZM47 122L48 121H46L45 123H47ZM58 122H59L58 126L60 125V132H62V133L65 132L66 130H64V129L62 130V128L64 126H66L67 124L65 125L64 124L65 122L63 123L64 125L62 123L60 124V122H62V120L61 121H58ZM186 122H187V120H186ZM188 122H189V120H188ZM45 123H44V126H45ZM38 124H40L39 121H38ZM123 124L124 123H122L121 124V127H119V128H121V129L124 128L123 127L124 126ZM61 125L63 127H61ZM42 126H40L38 130H41L40 128ZM46 126H47V124H46ZM53 126H56V127L53 128ZM125 126L126 127L128 126L127 128H129V123H127ZM144 126L146 128H144ZM36 127H37V125H36ZM67 127H69V128H66L68 130H70V128H72L69 125ZM178 127L180 128V130H179ZM182 127H185L186 128V131H185L186 134H184V136H183V134L180 133L181 135L179 136V134L177 133V130L176 129H178L179 131H184L183 129H185V128H182ZM230 127H234L233 130H229ZM114 128H115V126H114ZM119 128L117 130H119ZM214 128H218L221 131H224V132H221V133L219 132L220 136L218 135L219 138L217 137V138H215V140H214V138L212 139V136L210 134V132L212 130H214ZM52 129H49V131L52 130ZM38 130H37V132H39ZM55 130L57 132V129H55ZM238 130H240V131H238ZM113 131L116 132V130H113ZM143 131H144V133H143ZM145 131H146V133H145ZM195 131H197V129H195ZM226 131H230V132H226ZM233 131H235V132H233ZM236 131H237V133H236ZM242 131L244 132L243 134H242ZM56 132H55V135H61V133L57 134L58 132L57 133ZM117 132L119 133V131H117ZM122 132H124V131H122ZM39 133L44 134L43 136L46 139V137H45L46 134L43 133L42 130ZM39 133H38V135L36 133V136H37L36 139H37V141L40 139V137H43ZM142 133L145 134V135L143 136ZM232 133L233 134L236 133L237 135H239L238 138H240V137L241 138L243 137V138L242 139L240 138V139L233 140L234 137L235 138L237 137V135L236 134L231 135ZM112 134H115V136L112 135L114 137L118 136V135H116L117 133H112ZM21 136H23V135H21ZM141 136H143V137H141ZM205 136H206V138L209 137L208 139H212L214 141L209 140V141H211V143H210L208 140H206ZM38 137H39V139H38ZM191 137L194 140H192ZM194 137H196V138H194ZM244 137H245V139H244ZM138 138L140 140V143H139ZM189 138H190L191 142L192 141H195L196 142L197 141L196 139H199V141H198L199 143L196 142V144L198 145L197 150H196L197 152H195V153H198V154H196V155H195V153H193L195 150L194 149L193 150L191 149V147H193V146H190ZM120 139H121V137H120ZM228 139L231 140V141H229ZM42 140H43V138L41 139V141ZM47 140H49V139H47ZM217 140H219L220 145H216V141ZM238 140H241V141L243 140L242 141L243 143L240 142L242 144L241 146L239 145L240 143L238 144ZM244 140L246 141L245 144H244V142H245ZM39 141H38V144H41V142H39ZM118 141H119V139H118ZM46 142H48V141H46ZM52 142H53V140H52ZM54 142L56 144L58 143L55 140H54ZM88 143H86V144H88ZM10 144H12V143H10ZM42 144L43 145H46V143L44 144L43 142H42ZM42 144L39 145V146H42ZM48 144H49V142H48ZM48 144L46 145L47 146L46 147L47 149L44 148V146H42V149L44 148L43 150H45V152L48 151V149L50 148V147L48 148V146H49ZM84 144H85V142H84ZM93 144L95 145V143H93ZM93 144H91V145H93ZM196 144L194 143L192 145H195L196 146ZM236 144H238V145L236 146ZM80 145H81V143H80ZM82 145H83V142H82ZM50 146H52V145H50ZM183 147H185V149H188V151H191L192 150L193 152H188L187 151V154H186L187 156H186V155H184L185 152H186L185 149H184V152L182 150ZM189 147H190L191 150L189 149ZM219 147H222L224 149V151H225L224 153H222V155H219L217 151L216 152L214 151L216 148H219ZM52 148H50L49 150L51 151ZM55 148L57 149V147H55ZM27 149H30V148H27ZM88 149H87V151L89 152ZM180 149L182 151H180ZM84 150H85V148H84ZM111 150H109V152L108 151L106 152V150L105 151L103 150L104 151V153L102 154V155H104L103 157L107 156V153L112 152ZM10 151H11V149H10ZM50 151L47 152V153L49 154ZM63 151H65V150L63 149ZM87 151H86V153H87ZM123 151L124 152H127L126 149H123ZM178 151H179V153H178ZM211 151H214L215 153H212ZM57 152H58V150H57ZM105 152H106V154H105ZM47 153H46V155H48ZM137 153H138V155H137ZM177 153L179 154V156L182 154L178 158L179 159L178 161L175 158V156L177 157ZM191 153H192V155H191ZM110 154H112V153H110ZM188 154H190L191 157H190V155L188 156ZM193 155H195L197 157H195ZM15 156H17V155H15ZM110 156H108V159H110ZM115 156H112V157L115 158ZM123 156L125 157V155L123 154L121 156V158H123ZM152 156H153L154 159H151ZM216 156L219 158L218 160H214ZM18 157H20V156H18ZM74 157H75V155L72 157L73 160H75ZM103 157H101V160L102 161L104 159ZM10 158L13 159L11 156H10ZM174 158H175V160L177 162H175ZM212 158H214V159H212ZM32 159H34V158H32ZM84 159H86V157H84ZM106 159H107V157H106ZM81 160L82 161H85L83 159H81ZM142 160L144 161L143 162L144 164H145V161H146V164L145 165H147V166L141 165V164H143L142 163ZM206 160H208V162L210 161V163L213 164V172H210L209 175L205 174V172H206L205 170L203 171V169H204L203 168V165H205V161ZM86 161H88V159ZM15 162H13L12 164H15ZM103 162L105 163L106 161H103ZM107 162L109 163L111 161H107ZM147 162H148V164H147ZM108 163H106V164H108ZM106 164H103V165L106 166ZM64 165H65L66 169H65ZM111 165L114 166L113 164H111ZM139 165H141L142 167H140ZM176 165H178V166H176ZM9 166L11 168H9ZM15 166H16V164H15ZM115 166H116V163H115ZM136 166H139L140 168H143V169H141L140 172L138 170L136 171V169H135ZM255 166H257V167H255ZM17 169H20V167H17ZM89 169H91V168H89ZM134 170L137 173L138 172L139 173L136 174ZM14 171L16 172L17 170H14ZM21 171H22V169H20V172ZM186 171H189L188 173H190V174L188 175L186 173ZM3 172L1 173L2 176H4L3 175ZM85 172L86 171H84L82 169L81 175L82 174L85 175V176L82 175V177H84V179H85V177H87L88 178V179L86 178L87 181L89 179L91 180L92 177H93V176L92 177L90 176L91 178L89 177V172H91V171L88 170V173H85ZM207 172H208V170H207ZM15 174L13 172V175L14 176H12V177H15V176L18 175V174L17 175H15ZM20 174H22V173H20ZM135 174H136V176H135ZM111 175H109V176L111 177ZM10 176L11 175L9 174V176H6V177L8 178ZM137 176H141L143 178V180H141V178L140 177H137ZM20 177H22V176H19L18 178H20ZM137 179H138V181H137ZM85 180H84V182H85ZM189 180H191V181H189ZM5 182H6V179H5ZM85 183L87 184L88 182H85ZM85 183H83V184H85ZM8 184L9 183L6 182V185H8ZM83 184H80V185H83ZM95 184H97V183H95ZM103 184L105 185V183H103ZM103 184L100 185V186H104ZM90 185L92 187V184H90ZM90 185H89V189L91 188ZM72 186H74L75 188L72 187ZM86 186L87 185H85V191L86 190H89L88 189V186L87 187ZM97 186H99V185H97ZM117 186L118 185L116 183H113V182L111 183V187H117ZM166 186H167V188H165V190H164L163 188L166 187ZM16 187H17V184H16ZM80 187H82V186H80ZM191 187H193L192 190L190 189ZM194 187L196 189H194ZM49 188L51 189V191H49L50 190ZM82 188L84 189V187H82ZM94 188H97V191L99 190L98 187H94ZM94 188H93V191L96 190V189L94 190ZM83 189L81 190V188H80L79 191L85 192V191H83ZM193 190H195V192H193ZM93 191L90 192V193H93ZM97 191L95 193H93V194L94 195H98ZM105 191H104V193H105ZM125 191H126V189H125ZM161 192H160V194H162ZM77 193H78V191H77ZM86 194L88 195V193L85 192V194L82 195V197H84ZM184 194H185V196H184ZM99 195H100V192H99ZM139 195H140V193H139ZM210 195H212V197H210ZM130 196L127 195L126 196L127 199L125 198L126 200H128L129 203L132 200V198H130ZM189 196H191L192 199H190ZM207 196H209L210 198L209 197L207 198ZM187 197H189L188 198L189 201H188ZM161 198H163L162 201L160 200ZM164 198H165V200H164ZM74 199L76 200V202L74 201ZM182 199H183V201H181ZM148 200H149V202H148ZM71 201H73L76 204H77V202L78 203H82V206L83 207L72 208V207H75V206L73 204H70V203H73ZM145 202H147L148 204L150 202H154V203H152V204L150 203L149 205H146L147 203H145ZM168 202H170V201L167 200V205L169 204ZM180 202H182V203H180ZM92 203L94 204L93 206L90 205ZM129 203H128V205L130 207V204ZM165 204H166V202H165ZM183 204L185 205V207H186L185 209L186 210L181 207ZM102 205H104L105 207L102 206ZM133 205H135V204H133ZM98 206L99 207L102 206V208H100V211L99 210L96 211L99 208ZM135 206L138 207V208H141L140 205H138V206L135 205ZM147 206H149V207H147ZM90 207L92 209L94 208L93 210L96 211V213H99V217L100 218L102 217L101 220H103V218H106L103 215L104 213L106 214V216L109 215L108 216L109 218L107 217V219L103 220L100 223L99 222L100 220H98L99 217L97 216V218H96V215L95 214H92L94 212H92L93 210H91ZM154 207H155V205H154ZM79 208L80 209L82 208V210H80L78 212V209ZM106 208H105V211H106ZM167 208L170 209L171 211L170 210H167ZM74 209H75V211L77 210L76 212H78L79 214L78 213H75V212L73 213L71 211V210L74 211ZM130 209H131V207H130ZM87 211H90L91 213L88 212L89 213L88 214ZM102 211H103V214L101 213ZM119 211H120V209H119ZM133 211H136V210H133ZM167 211H169V212H167ZM100 213H101L102 216H100ZM134 213H138V212H134ZM145 213H146V211H145ZM111 216L114 217V218H116V219H113L112 218L113 219L112 223L114 224V222H115L114 225L111 224L110 222L109 223L107 222L108 220H110V217ZM69 217H71V219ZM66 218H68V219H66ZM155 218H156V220L158 219L157 217H155ZM69 219H70V221H68ZM166 219L167 220L169 219L171 222L169 223L168 222L169 220L166 222ZM143 220L145 221L146 224L143 222ZM8 221H10V225L6 226L7 223H8ZM98 222L100 223L101 230H102V227L103 228L105 227V224L104 223H107L106 224V227L108 229H106V230L103 229V230H105V232L103 231L102 233H104V234L105 233H110L111 235H104V234H101L100 232L99 233H95L94 232L97 237L93 235L95 237V238H93L92 235L90 236V233H89L88 236H86L84 233H81L80 232L81 234H84L83 237L84 238L86 237L85 238L86 241H82L81 238H83V237H81V235H80V238H79L78 237V234H77V237H74V239H72V236L71 235H73L74 231H72L71 228L74 229V228L77 227V225H80V227L82 225L83 228H86L87 226H89V227L90 226H93V225H95V223H98ZM143 223L145 224L144 226H147L148 225V226L151 227V229H150V231H146V230H149V228L148 229L145 228L146 229L145 230L146 233L144 232V235H141L140 234L141 233L140 231L143 228ZM14 224H15V227L12 228L11 226L14 225ZM103 224H104V226H103ZM109 224L111 226H109ZM140 224L142 225L141 227H140ZM17 227H19L20 229L19 230H16ZM78 227L75 229V230H77L76 233H78V230L79 231L81 230L80 228L78 229ZM36 228H37V230H36ZM143 231H144V229H143ZM164 231H165V229L163 230V232ZM36 232H38V233L36 234ZM122 233H124V234H122ZM125 233L127 234V236H126ZM38 234L39 235L41 234V237H44L43 238L44 240L43 239L38 240V236H39ZM35 235H38V236L35 237ZM74 236H76L75 233H74ZM89 236L91 238L90 240H88V238H87ZM36 238H37V240H36ZM76 238L81 239V240L79 241ZM46 239H47V242H46L47 243V246H46L47 248L44 247L46 245V243H45ZM68 239L70 240V242H71V240L74 241L76 239L77 240V243L72 241L71 242L72 244H71V243L68 242ZM157 239H158V241H157ZM203 239H206V241L205 240L203 241ZM35 240H36V242H35ZM128 240L129 241L130 240H133V242H135L134 243V246L133 245H129V246H133V247L136 246L135 248L132 247V249H134L133 250V253H135L134 255L133 254L132 255H133V257H135V260H134V258H132V256L129 257L130 255H128L129 259L132 258L134 262H132V260H131V262L128 261V260L127 261L125 260V259L128 258V257L126 258L127 254H131V251H132V250H130V248H129L128 244H127ZM201 240H202V242H201ZM29 241H30L31 244H33L32 246H31V244H30V246H28L29 245V243H28ZM40 241H42L43 244L44 243L45 244L44 245L41 244V250H38V247L40 249V245H39L40 244L39 243ZM81 241H82V243H81ZM260 241H258L259 242L258 244H260V243L263 244L264 239H263V242H260ZM162 242L160 243V245H162ZM37 243H39V244H37ZM88 243H89V245H88ZM156 243H158V244H156ZM164 243H163L162 246H165L166 245ZM247 243H250V247L251 248L248 246L249 244L247 245ZM26 244H27V247H26ZM80 244H82V245H80ZM228 244H229V247H228ZM255 244L257 245L256 242H255ZM262 244H261V247H260L261 248V251H257L256 245H252V246H255L256 247V250L255 249H253V250L251 249V251L254 252V250H255L258 253L261 252L260 255H262V251H263V249H262L263 247L262 246H264V244L263 245ZM231 246H233V247H231ZM145 247L148 250H146ZM150 247H153L154 250L152 251V248H150ZM167 247L168 248L170 247L169 249H171V246H167ZM183 247L185 248V251H183V249H184ZM193 247H194L195 250L193 249ZM255 247H253V248H255ZM143 248H144V250H143ZM164 248H166V249H164ZM17 249L18 250L20 249L18 251V253L20 252L19 254H16L15 253V250H17ZM149 249H151V251ZM163 249L166 250V251H164ZM229 249H231V251H229ZM128 250L130 252H128ZM258 250H260V249L258 248ZM202 251H203V253H202ZM251 251H250V256H251V254H253ZM161 252H162V255H160ZM14 253L16 255H14ZM211 253H215V252H211ZM258 253H255L254 254V256H255L254 258H256V254H258ZM96 254L100 255L101 256L100 257V260L103 258L102 261L104 260L105 262L100 263V261H99V263H97V261H96V262L91 263L92 261H90V259H93L92 257H95L94 255H96ZM141 254H143V255H141ZM197 254H196V256H198ZM246 254H245V256H246ZM169 255H167L166 260L171 259L170 257H172L171 256L172 253H171L170 256ZM205 255L207 256L208 254H205ZM86 256H88V258ZM174 256H175V254H174ZM202 256H204V255H202ZM155 257H156V259H153ZM208 257H210V256L208 255ZM257 257H259V255H257ZM200 258H201V260L204 261V258L203 257H200ZM211 258L212 257H210V259ZM254 258H253V260H254ZM262 258H264V255L262 256ZM97 259H99V258H97ZM148 259H150V258H148ZM148 259H146V260H148ZM235 259H234V261L237 260V259L236 260ZM256 260L257 261L254 260L256 263L258 262V264H259V261L261 260L263 262V264H264V260H262L261 258H259V259L257 258ZM157 261H159V260L157 259ZM171 261H172V259H171ZM203 261H201L202 264H205L206 261H204V263H203ZM209 261H211V260L208 259L207 262L210 263ZM10 262L8 264H10ZM123 262H125V263H123ZM143 262H145V261H143ZM148 262H149V260H148ZM160 262H161V260L159 261V264H160ZM255 262H254V264H255ZM262 262H261V264H262ZM156 263L157 262H155L153 264H156ZM169 263H170V261H169ZM145 264H147V263L145 262ZM191 264H192V262H191ZM194 264H196V263H194ZM247 264H249V263H247Z\"/></svg>",
	"mask_w": 264,
	"mask_h": 264
}]
</instances>
